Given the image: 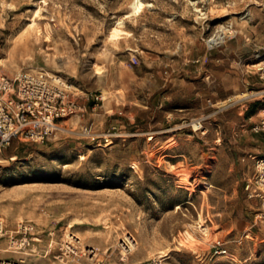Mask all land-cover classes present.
Listing matches in <instances>:
<instances>
[{
  "label": "rangeland",
  "instance_id": "374dc122",
  "mask_svg": "<svg viewBox=\"0 0 264 264\" xmlns=\"http://www.w3.org/2000/svg\"><path fill=\"white\" fill-rule=\"evenodd\" d=\"M133 1L0 0V75L43 70L67 79L77 102L120 103L132 89L140 95L135 75L230 42L245 55L238 67L264 81L256 65L264 46L241 38L250 11L264 18V0H142L138 13ZM255 91L242 87L175 124L185 136L168 145L193 151L177 159L167 146L148 150L157 139L148 143L141 124L127 135L114 128L119 136L101 146L64 125L44 142L15 139L0 150V218L8 231L19 221L33 223L41 239L53 231L57 245L74 233L98 250L101 264L157 256L168 264H264V204L250 196L255 162L233 148L261 119L264 98ZM201 117L205 134L182 126ZM126 236L136 245L123 260ZM12 256L1 238L0 258Z\"/></svg>",
  "mask_w": 264,
  "mask_h": 264
},
{
  "label": "crops",
  "instance_id": "0c3cea01",
  "mask_svg": "<svg viewBox=\"0 0 264 264\" xmlns=\"http://www.w3.org/2000/svg\"><path fill=\"white\" fill-rule=\"evenodd\" d=\"M261 15L256 10L250 11L246 26L244 25L245 35L241 36L244 44L247 45L250 41L264 46V18ZM243 57L245 55L240 50L227 42L221 49L206 52L204 56L197 58L199 62H196L197 59L177 61L169 69L163 68L156 73L142 72L135 75L132 81L134 86L141 88L140 95L134 96L132 89L125 101L114 103L108 100L102 104L91 103L88 98L81 97L78 101V113L62 121V125L72 130H81L90 125L96 133L115 128L127 135L131 128L141 124L144 130L142 134L148 135V143L157 139L155 144L146 145L148 150L151 147L158 150L167 146V154L171 158H180L193 151L176 141L175 145H168L171 139L175 140L177 137L180 141L185 136L174 133L172 127L183 118L196 114L197 106L205 108L207 102L214 105L227 101L230 95L242 87L248 89L249 86L258 89L254 94L264 98V81L260 80L258 73L250 75L247 69L238 67ZM246 129L243 130L244 134ZM246 137L244 145L233 148L247 151L253 161L247 159L245 162L254 165L256 158L264 157V131H256L253 126ZM190 138L189 136L188 140ZM48 241L49 239H42L31 243V246L44 251ZM50 260V257H44L36 259L34 264H48Z\"/></svg>",
  "mask_w": 264,
  "mask_h": 264
},
{
  "label": "built area",
  "instance_id": "2783aa9c",
  "mask_svg": "<svg viewBox=\"0 0 264 264\" xmlns=\"http://www.w3.org/2000/svg\"><path fill=\"white\" fill-rule=\"evenodd\" d=\"M218 43L213 42L210 48ZM256 65L257 70L264 73V57ZM72 87L62 76L43 70H21L13 78L0 75V150L15 139L39 143L58 132L67 131L62 121L76 115L79 109ZM205 122L206 118L201 117L184 122L182 126L205 134ZM254 129L264 131V109ZM112 130L96 133L90 125H86L79 134L101 146L103 143H113V139L119 136L117 130ZM250 182V196L259 198L264 204V157L255 159V173ZM48 236L46 248L41 251L31 246V243L39 242L40 238L33 223L19 221L14 229L8 231L5 221L0 218V239L7 238L8 249L15 255L0 258V264H32V258L44 257L51 258L48 264H101L98 250L85 245L74 233H68L58 245L54 241L53 231H49ZM135 245V240L130 236L120 241L119 251L123 260L134 250ZM141 264L168 262L165 256H157Z\"/></svg>",
  "mask_w": 264,
  "mask_h": 264
},
{
  "label": "bare ground",
  "instance_id": "6f19581e",
  "mask_svg": "<svg viewBox=\"0 0 264 264\" xmlns=\"http://www.w3.org/2000/svg\"><path fill=\"white\" fill-rule=\"evenodd\" d=\"M144 6H145V3L142 0H135V2H134V13H138L139 11H141ZM120 23L121 22L119 21L118 24H120ZM112 29H113L112 37L115 38L120 33L121 29L119 27H114ZM218 39H220V40L223 39V35L219 34V35H215L214 37H212L210 44H212L213 42H218ZM177 207H179V205H177ZM202 231L206 232V228H202ZM39 240L41 241L42 239L39 238Z\"/></svg>",
  "mask_w": 264,
  "mask_h": 264
}]
</instances>
